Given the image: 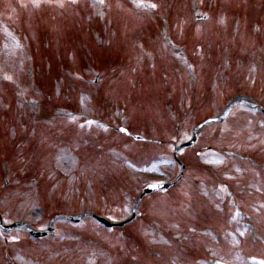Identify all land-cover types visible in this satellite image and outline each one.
Wrapping results in <instances>:
<instances>
[{
	"label": "rangeland",
	"instance_id": "rangeland-1",
	"mask_svg": "<svg viewBox=\"0 0 264 264\" xmlns=\"http://www.w3.org/2000/svg\"><path fill=\"white\" fill-rule=\"evenodd\" d=\"M14 1L0 0V3L8 10L6 15L17 22L15 27L24 24L27 40L35 42L36 46L31 45L39 49L32 63L36 72L31 75L25 53L9 40L12 24L0 26V128L5 130L0 140V209L7 212L10 223L27 221L33 227L49 224L58 211L82 213L84 219L79 223L59 220L57 233L45 241L18 242L11 249L13 259L18 264H192L184 256L190 255L192 249L198 250L200 241L193 240L186 247L183 241L175 243L171 239L182 234L198 238L202 229L214 226L209 217L198 220L204 224L197 225L198 218L194 215L197 196L193 192L184 193L191 190L188 182L186 186L175 187L167 196L146 198L149 200L143 201L149 202L143 213L146 219L135 220L124 229L125 233L122 229L110 232L91 215L98 212L121 220L129 218L142 186L176 177L180 168L171 150L179 139L178 118L183 123L182 130L187 129L182 137L189 139V129L208 117L220 116L232 95L238 94L237 100L254 103L259 99L264 104V0H156L161 7L155 15L139 10L135 0H131L132 6L127 0H107L110 7L105 10L106 16L95 20L102 43L99 38L98 43L94 41L92 37L98 35L89 30L88 21L82 20L80 11L88 9L86 3L80 1L75 8L73 3L52 0L64 8L44 6L37 16L32 15L37 12L27 8L32 14L27 12L24 18L13 10L17 6ZM198 8V14L207 10L208 18L197 27L191 20ZM168 22L179 44L188 48L201 45L202 56L194 57L196 77L185 72L179 57H174L180 52L178 48L170 52L162 39H158L157 47L153 46L151 40L158 37L159 27H169ZM149 51L150 56L145 57ZM192 57L190 52L188 58ZM204 58L213 61V67L208 64L206 71ZM256 60L261 65L257 66ZM88 68L105 73L104 79L95 84ZM4 79L11 85L6 87ZM5 88L9 94L4 93ZM37 100L45 101L40 109L32 103ZM24 101L29 103L23 104ZM3 103L11 107L6 116L1 110ZM56 107L101 117L108 126L122 124L141 136L149 131L152 139L149 144L140 143L139 149L133 139L103 133L100 131L103 124L85 123L80 116H57L60 120H54ZM126 108L129 119L121 114ZM251 110L249 106L239 107L235 119L221 126L222 133L217 125L205 127L195 146L214 148L202 149L200 161L228 171L237 161L230 164L225 158L229 153L217 149H239L242 158H249L243 164L255 156L253 164L250 162L252 166L264 162V119ZM10 126L16 129V138L12 137ZM194 150L192 146L184 150L185 160L195 158ZM3 165L10 176L9 187L3 184ZM195 170L190 173L199 179L201 176ZM225 170L222 175L230 179ZM240 181L235 187L244 186L247 179ZM236 194L243 198L263 197L262 192ZM240 206L250 208V212L242 210L252 222L249 230L258 228L252 232L257 235L261 226L254 217L255 214L261 217L262 206L259 209L256 204L243 202ZM225 221L221 228L228 225ZM152 223L157 224V230ZM236 225L229 224L234 242H238L234 231L243 232L241 227L233 229ZM219 229L217 225L216 232ZM263 233L264 225L259 237ZM18 236L26 238L28 234L23 230ZM258 242L260 247L261 240ZM203 243L214 244L211 250L205 249L209 255H222V246H216L211 239L205 238ZM250 248L251 244H247L240 252L245 254ZM261 248L264 254L263 244ZM203 263L204 259L198 261Z\"/></svg>",
	"mask_w": 264,
	"mask_h": 264
}]
</instances>
